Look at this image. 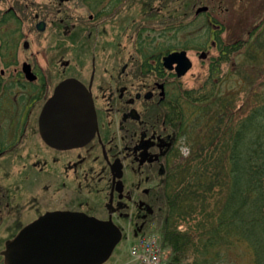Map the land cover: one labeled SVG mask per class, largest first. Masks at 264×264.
<instances>
[{
  "label": "flooded vegetation",
  "instance_id": "flooded-vegetation-1",
  "mask_svg": "<svg viewBox=\"0 0 264 264\" xmlns=\"http://www.w3.org/2000/svg\"><path fill=\"white\" fill-rule=\"evenodd\" d=\"M187 1L186 14L206 15L193 53L205 61L218 26L208 5ZM181 10V0H0V264H69L46 254L54 234L91 218L121 238L145 232L180 161L184 75L163 58L190 51L178 44ZM160 27L162 42L144 37Z\"/></svg>",
  "mask_w": 264,
  "mask_h": 264
},
{
  "label": "trees",
  "instance_id": "trees-1",
  "mask_svg": "<svg viewBox=\"0 0 264 264\" xmlns=\"http://www.w3.org/2000/svg\"><path fill=\"white\" fill-rule=\"evenodd\" d=\"M254 1L210 0L208 4L209 12L220 8V17L229 14L236 27L250 22L242 34L245 38L231 35L234 41L230 37L221 45L219 58L246 60L242 77L247 84L236 83L235 89L248 94L239 109L244 115L237 109L223 115L234 106L233 101L222 102L220 113L203 117L199 125L188 120L184 107L180 109L182 141L189 151L174 168L172 190L166 188L162 199L154 202L155 210L144 228L152 223L151 230L170 251L166 264H215L222 249L239 239L251 246L254 264H264V84L258 82L264 74V0ZM185 3L181 0L182 10H187ZM262 10L261 22L249 28ZM194 91L182 92L185 104L194 108L196 102L205 106L223 99L217 87L197 97L191 95Z\"/></svg>",
  "mask_w": 264,
  "mask_h": 264
},
{
  "label": "rangeland",
  "instance_id": "rangeland-1",
  "mask_svg": "<svg viewBox=\"0 0 264 264\" xmlns=\"http://www.w3.org/2000/svg\"><path fill=\"white\" fill-rule=\"evenodd\" d=\"M185 1V0H184ZM199 3L201 2L202 5H211L210 0H197ZM254 1V0H253ZM197 2V3H198ZM258 2V1H257ZM226 3V2H225ZM190 4V1L186 0L185 3V8L187 10H181V19H182V27L181 30L178 34V44L180 43L183 46H186L187 55L189 58L193 61V65H191L190 69L184 74L183 77H181V86L183 91H187L190 89H194L195 91L192 92V96L197 97L201 93H204V91H211L213 88L218 89L220 92V98L223 97V99H216L215 101H211L208 105L205 104V106L200 105L198 102H196L194 105L197 107L193 106H188L187 112H194V117H189L188 114V120H191L195 125L200 124L202 121L203 117H208L210 119L211 117L218 115L220 112L221 108L219 107L222 102L227 103L230 101H233L231 105L234 106V109L231 110H225L222 112L223 115H231L232 112H235V109H237V113L239 115H244L242 111L240 112L239 109L242 108V103L246 99V93L243 90H236L235 89V84L237 83V86L239 84L241 85H246L247 84V79H243L242 73L245 70V63L246 60L244 59V62L240 63L243 59L240 58V56L233 57L232 56L229 59H226L225 61L219 60V58L222 56V53L220 52V47L221 45H224L226 41H234L232 40V36L236 35L235 37H240L245 38V33L246 28L250 25V22L248 24H241L238 25L237 27L235 26L234 20L229 19V14L227 15H222L220 17V8L215 9L214 11L209 12L208 14H211L213 18H216V20H219L216 22L218 26V31L220 35L216 36V42L214 41L213 46L209 47V55L205 61H201L196 56H194V51L199 47L198 45H202L204 43V33L205 30H207L206 23H205V13L199 14L197 16L194 15V11L191 10V12L187 13L188 10L190 9L187 5ZM227 4V3H226ZM254 6H257L256 1L253 2ZM158 4L156 5L157 9ZM212 7V6H211ZM222 14V13H221ZM263 10L260 12V16L255 18V20L252 22L251 27L255 26L259 22H261ZM222 18V19H220ZM215 20V19H214ZM221 22V23H220ZM223 22V23H222ZM228 23V24H227ZM226 25H228L226 27ZM156 27V26H154ZM162 27V26H161ZM161 32L158 31L157 29L154 31H150L148 33H144V37H147L149 35V38H154L155 43H160L162 41L161 37L158 33H162V28ZM204 29V30H203ZM236 31V32H235ZM166 33H169L168 38H172V31H167ZM191 39H187L188 34H190ZM232 35V36H231ZM264 39V36L261 38ZM169 43L174 42L172 39H169ZM192 40V41H191ZM187 41H190L191 43L185 44ZM261 41V40H260ZM197 46V47H196ZM219 46V47H218ZM261 45L258 44L257 47ZM244 53V52H243ZM233 59V60H232ZM251 63V61H249ZM243 64V65H242ZM214 67V68H213ZM211 82H208V81ZM259 84L262 85L264 84V74H262L261 79H259ZM207 83V84H204ZM215 83V84H213ZM213 84V85H212ZM206 85V87H203ZM216 85V87H215ZM258 85L260 89H262V86ZM248 94V93H247ZM212 99V98H210ZM232 99V100H230ZM240 107V108H239ZM186 112V113H187ZM181 148H180V155L181 157H185L186 154L188 153V147L183 145V141L181 140ZM179 158V159H180ZM177 161V158L175 162ZM152 223L149 224V227L145 232L147 233H152ZM153 231V230H152ZM158 235V233H157ZM156 235V236H157ZM158 237V236H157ZM137 242L136 236L131 233V232H124L122 238L118 241V243L115 245L111 255L104 261H101L99 264H132L133 258L131 256L130 250L132 246ZM164 251L162 253V259H163V264H166L167 258L169 259L170 254L168 255L166 251H168L166 248H163ZM215 264H254L253 260V250L249 243H247L245 240H237L233 243L232 246L226 245L222 249V255L221 258L215 263Z\"/></svg>",
  "mask_w": 264,
  "mask_h": 264
},
{
  "label": "water",
  "instance_id": "water-1",
  "mask_svg": "<svg viewBox=\"0 0 264 264\" xmlns=\"http://www.w3.org/2000/svg\"><path fill=\"white\" fill-rule=\"evenodd\" d=\"M206 10V6H199L195 13ZM200 57L204 58L205 54L201 53ZM163 61L165 67L169 69L175 64L177 76H183L192 65L184 50L168 54ZM54 235L53 243L46 254H54L55 262L69 264L77 262L78 259L85 261V264H99L111 255L115 245L121 239V235L115 236L108 230L107 223L92 218L86 220L78 230L60 231ZM47 258L50 259V257Z\"/></svg>",
  "mask_w": 264,
  "mask_h": 264
},
{
  "label": "built area",
  "instance_id": "built-area-1",
  "mask_svg": "<svg viewBox=\"0 0 264 264\" xmlns=\"http://www.w3.org/2000/svg\"><path fill=\"white\" fill-rule=\"evenodd\" d=\"M163 251L159 238L155 234L141 235L130 250L132 264H163Z\"/></svg>",
  "mask_w": 264,
  "mask_h": 264
}]
</instances>
